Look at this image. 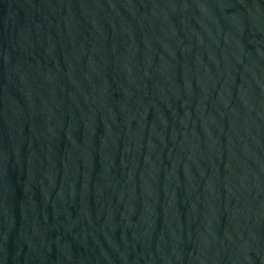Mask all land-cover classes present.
Returning a JSON list of instances; mask_svg holds the SVG:
<instances>
[{"label":"water","instance_id":"95a60500","mask_svg":"<svg viewBox=\"0 0 264 264\" xmlns=\"http://www.w3.org/2000/svg\"><path fill=\"white\" fill-rule=\"evenodd\" d=\"M0 264H264V0H0Z\"/></svg>","mask_w":264,"mask_h":264}]
</instances>
